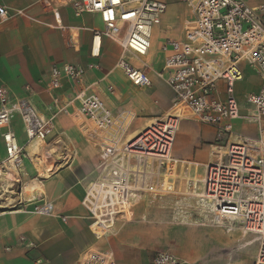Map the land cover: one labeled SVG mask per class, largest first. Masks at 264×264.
<instances>
[{"label": "built area", "instance_id": "2783aa9c", "mask_svg": "<svg viewBox=\"0 0 264 264\" xmlns=\"http://www.w3.org/2000/svg\"><path fill=\"white\" fill-rule=\"evenodd\" d=\"M68 1L75 15L98 14L104 24L103 29L93 31L92 56H99L103 37L112 39L121 47L116 67L123 70L133 86L141 89L151 86V67L136 66L129 56L149 55L154 28L161 23L169 3L177 0ZM178 1L186 5L191 18L184 22L182 39L163 41L161 51L165 54V63L157 72L175 93L174 106L164 115L155 117L153 123L131 141H118L121 143L117 148L105 146L113 155L102 163L99 176L85 186L82 199L90 215V231L96 236L92 225L98 216L109 225L105 229L107 234L116 215L140 202L144 193L152 196L151 203L175 192L172 186L166 185L161 171L176 164L173 147L184 119L214 127L219 139L233 134V122L238 119L258 125L264 123V9L249 6L242 0ZM13 16V11L0 0V24ZM74 37L73 43H77V34ZM243 62L262 78L259 91L245 94V109L236 97V85L245 77ZM90 67L99 68V65ZM88 68L70 63L51 68L48 89L51 103L46 106V112L26 98L13 96L7 85H0V128L4 129L2 139L6 151L0 171L12 177L14 187L18 184L21 189L24 187L21 175L27 160L33 163L52 160L63 148L58 143L52 148L41 146L42 143L48 145L54 136L59 115L77 121L82 119L89 143L96 141L104 146L102 142L117 138L115 133L122 114L115 115L91 90L93 85L86 81ZM65 81L71 84L70 93L64 90ZM220 84H224L223 91ZM107 89L115 92L112 85ZM222 93L225 98L221 97ZM15 114L20 116L23 125L24 142L19 141L13 129ZM35 144L42 150L32 155ZM65 147L71 154L64 152L59 163H68L76 154L70 143ZM211 149L214 159L207 164L202 181L205 219L253 236L257 250L250 264H264V129H260L257 138L228 140L225 145L215 143ZM22 202L16 200L10 206L18 207ZM121 207L123 211L119 210ZM33 212L53 215L48 202L35 206ZM41 262L38 260L36 264ZM83 264H115L114 252L92 246ZM149 264L183 262L173 252L159 250Z\"/></svg>", "mask_w": 264, "mask_h": 264}, {"label": "crops", "instance_id": "0c3cea01", "mask_svg": "<svg viewBox=\"0 0 264 264\" xmlns=\"http://www.w3.org/2000/svg\"><path fill=\"white\" fill-rule=\"evenodd\" d=\"M242 1L264 9V0ZM4 3L14 16L0 24V85H7L13 96L26 98L37 109L46 112V106L51 103L48 91L51 68L70 63L89 67L87 83L93 85L91 90L115 115L131 112L135 116L144 115L152 119L164 115L174 106L175 93L157 72L165 63V54L161 51L163 41L168 38L182 39L184 36V22L191 18L186 5L169 3L161 23L154 28L153 35L157 30L164 31L158 49L162 55L156 62V51L152 47L146 57L129 56L134 65L151 67L152 84L141 89L133 86L123 70L116 67L121 53L118 43L103 37L99 56H92L93 31L104 28L98 14L83 13L77 16L68 0H4ZM76 34L78 42L73 43ZM92 64L99 65V68L90 67ZM241 67L245 77L236 85V97L245 109V94L259 91L262 78L248 63H241ZM127 82L132 90L127 88ZM110 85L114 86V93L108 91ZM155 86L160 91H156ZM220 89L224 90V84H220ZM64 90L66 93L72 91L69 81H65ZM151 97L155 99L148 100ZM221 97L225 98L226 95L222 93ZM68 121L77 125V120L59 115L56 131L59 125ZM12 125L19 141L24 142L26 135L18 114L13 116ZM261 128L264 129V123L258 125L238 119L233 122V134L219 139L214 127L184 119L174 142L173 158L176 164L170 167V176H174L176 169L184 168L187 173H193L191 178H200L196 175L197 171L205 169L214 159L212 145H225L228 140L257 138ZM3 130L0 128V163L6 157ZM81 131L89 144L84 130ZM61 132L68 134L69 142L77 147L67 130ZM38 148L41 152L39 145ZM65 153L71 154V151ZM52 160L45 161L44 168L51 174L42 181L32 176L44 170L35 168V164L27 160L21 180L24 182L31 177L33 180L28 181L19 192H16L13 184L7 186L0 171V264H36L38 260H42L40 264H83L92 246L112 250L115 264H149L153 254L159 250L173 252L183 264H233L232 259L238 249L229 248H234L237 243L244 245L242 236L227 235L215 229L214 224L177 220L170 212L155 207L145 209L143 214L139 205L128 212L129 222L123 228L115 232L109 230L107 237H98L105 234L109 225L101 215L98 216L92 225L98 236L94 235L90 231L91 219L82 199L85 186L100 174L104 161L100 152L76 148L69 166L65 163L55 170L52 169ZM161 173L167 176V168ZM191 178L188 181L197 186L198 182ZM38 187L43 188L41 193L36 191L31 196L24 193ZM14 199H21V206L5 205ZM47 202L51 203L53 215L33 212L35 206ZM210 235L217 236L220 242L214 243Z\"/></svg>", "mask_w": 264, "mask_h": 264}, {"label": "rangeland", "instance_id": "374dc122", "mask_svg": "<svg viewBox=\"0 0 264 264\" xmlns=\"http://www.w3.org/2000/svg\"><path fill=\"white\" fill-rule=\"evenodd\" d=\"M171 3L179 4V5L184 4L178 0L173 1ZM163 36H164V31L157 30L156 32H154V35L152 38V41H153L152 42V49L156 51L155 52L156 54L154 56L155 62L162 55L158 49H159V44H161L160 41L163 38ZM155 69H157V68H155ZM127 85H128L127 88L129 90H132L130 84L128 83ZM154 88L156 89V91H160V89L157 86H155ZM135 91L136 90H134V92ZM134 98H136V95H134ZM154 99H155V97H151L148 100L152 101ZM137 103H138V101H137ZM141 103H143V101H141ZM125 116H127L126 119L124 118ZM146 117H148V116H144V115L135 116L131 112L122 113V116L120 117L119 123H118L119 126L117 127L116 133H115L117 138L116 139H109V140L102 142V144L104 146L99 145V143L96 141L88 144L84 140V136L82 133L83 131H81L83 129L80 128L81 127L80 125L84 126L82 123L83 122L82 119L77 121V125H74L72 122L68 121L67 123H65L66 125L62 124V125H59L57 127V131L55 132L54 136L52 138H50V141L48 143L49 146L46 145L47 143L46 144L42 143L41 146L46 147V148H52L54 144H56V145L61 144V146L63 147L61 150L59 149V151L56 153V157L53 158V160H52V161H54V163H53L54 166L52 167L53 170H55L58 166H62L65 164V163H59V162L61 161L60 158L63 157L61 155L66 151V149L69 150L68 147H65V144H69V143L75 149L76 148L80 149V150L90 149V150H93L95 153L99 151L101 158L104 161H106L107 159H109L113 155V152L109 151V149H106L105 146L110 147V149L111 148H117L120 146L121 142H124V143L128 142L136 134H138L140 131H142V129H144L146 126H148L147 123H148L149 119H147ZM65 130H67L70 133V135L73 139V143L75 145H77V147H75L71 142H69V139L67 138L68 134L64 135L61 132V131H65ZM118 141H121V142L119 143ZM51 143H53V144H51ZM53 149H55V148H53ZM76 162H75V164H76ZM34 164L36 166L35 168L40 167L41 169L44 170V172L43 171H40V172L37 171V172H39V174L33 175L32 177L39 178V180L42 181L45 179V177H47V176H49V174H51V171L45 170L44 167H45L46 163L44 160L36 161ZM69 164H70V162L67 163V166H69ZM170 173H171V171H169L168 175L165 176V179L167 181L166 185L172 186L174 188L175 192L170 193L169 195H167L166 198H163V200L157 199L151 203H150V200H151L152 196L148 195V193H144L140 202H138L135 205L130 206L129 210L127 212L118 213L116 215V221L114 222L113 226L110 228L111 231L115 232L118 229L123 228L129 222L128 212L132 211V209H134V207H138V205L141 207L140 209L142 210V213L147 208L155 207V208L166 210V211L170 212L172 214V217H176L177 220L209 223L205 219V215L207 214L206 208L201 206L202 204H201L200 200H198L191 193V191H192L191 186H192L193 182L190 183V186L188 184L189 183L188 179L193 176V173H187L186 169H184V168H182L181 170L176 169L174 171L173 177L170 176ZM204 174H205V169L200 168L197 171L196 175H198V177H200L197 179V182H198L197 187L201 186L200 182H202L201 178H204ZM32 177L27 178L26 180H23L24 181L23 182L24 187L28 181H31ZM20 189H21V185L18 184V187L16 186L15 190H16V192H19ZM39 190L40 189L38 187L36 189H31L30 192L24 191V193L27 194L28 196H31L36 191L39 192ZM122 209H123V207H121V209H119V210L123 211ZM210 224H212V223H210ZM214 228L223 232V233H227V235H234L235 234V235L242 236L241 242L244 243L243 246H241L240 243L239 244L237 243L234 248H232V247L229 248V250H232L235 248L238 249L235 252V255L232 259L233 264H250L253 261L254 255H255L256 250H257V242L254 241L253 236L244 235L241 231H239V232L238 231L237 232L236 231L235 232L230 231L223 226H217L216 225V226H214ZM104 237H107V234H105L104 236H101V238H104ZM209 237L214 243L218 244L220 242V239L215 235H210ZM247 242H250V243L246 245L245 243H247Z\"/></svg>", "mask_w": 264, "mask_h": 264}, {"label": "bare ground", "instance_id": "6f19581e", "mask_svg": "<svg viewBox=\"0 0 264 264\" xmlns=\"http://www.w3.org/2000/svg\"><path fill=\"white\" fill-rule=\"evenodd\" d=\"M97 51V48H96V50H95V52ZM149 121V123H148V125H150L151 123H153V121H154V118H152V119H149L148 120ZM141 133V132H140ZM139 133V134H140ZM138 134V135H139ZM137 135V136H138ZM136 136V137H137ZM135 137V138H136ZM34 147H35V155L36 154H38L39 153V148H38V145L37 144H35L34 145ZM12 169V168H11ZM169 169H170V167H167V174H168V172H169ZM13 171H15V169H13ZM163 171V170H162ZM161 171V172H162ZM16 172V171H15ZM4 177H5V182L7 183V186H11L13 183L11 182L12 181V177L11 176H7V174L6 175H4ZM165 177V176H164ZM190 180H192V181H197V179L196 178H191ZM202 181H203V179H201ZM201 183V186H199V187H197L194 183L192 184V191H191V193H192V195L193 196H195L198 200H200V202H201V206H203L204 205V201H203V196H202V182H200ZM189 186H190V181H189ZM42 187H41V189L39 190V192L41 193L42 192ZM6 199V198H5ZM14 201H16L15 199L14 200H9V201H7V203H5V205H10L11 203H13ZM216 225H218V224H216ZM218 226H221V224L220 225H218Z\"/></svg>", "mask_w": 264, "mask_h": 264}]
</instances>
